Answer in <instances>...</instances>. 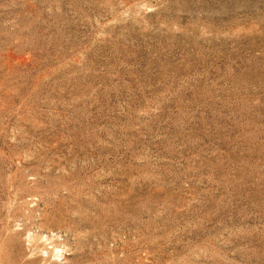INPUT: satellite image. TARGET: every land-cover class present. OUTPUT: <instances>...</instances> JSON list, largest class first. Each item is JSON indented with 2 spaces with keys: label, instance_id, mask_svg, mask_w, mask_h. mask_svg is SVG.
I'll use <instances>...</instances> for the list:
<instances>
[{
  "label": "rangeland",
  "instance_id": "374dc122",
  "mask_svg": "<svg viewBox=\"0 0 264 264\" xmlns=\"http://www.w3.org/2000/svg\"><path fill=\"white\" fill-rule=\"evenodd\" d=\"M0 264H264V0H0Z\"/></svg>",
  "mask_w": 264,
  "mask_h": 264
}]
</instances>
